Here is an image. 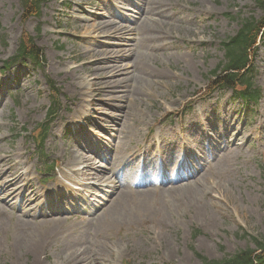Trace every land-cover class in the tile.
Wrapping results in <instances>:
<instances>
[{
    "label": "rangeland",
    "instance_id": "obj_1",
    "mask_svg": "<svg viewBox=\"0 0 264 264\" xmlns=\"http://www.w3.org/2000/svg\"><path fill=\"white\" fill-rule=\"evenodd\" d=\"M258 1L45 0L24 21L20 0H0V158L24 154L20 172H0V264H63L71 252L69 264H201L264 237V96L246 109L231 90H202L224 58L221 41L243 17L263 16ZM25 32L43 49L42 66L2 73ZM254 65L264 94V33ZM48 77L61 101L44 150L58 165L51 179L34 137L52 104ZM105 80L115 90L106 97ZM190 100L186 117L163 122ZM113 147L109 163L124 178L136 177L146 150L151 185H124L100 208L112 187L96 189L103 172L90 167L104 163L93 150ZM176 172L185 177L169 184ZM7 184L16 192L6 200ZM128 192L121 214L99 215Z\"/></svg>",
    "mask_w": 264,
    "mask_h": 264
},
{
    "label": "trees",
    "instance_id": "obj_2",
    "mask_svg": "<svg viewBox=\"0 0 264 264\" xmlns=\"http://www.w3.org/2000/svg\"><path fill=\"white\" fill-rule=\"evenodd\" d=\"M43 1L45 0H22L25 12L24 19L40 15ZM258 3L264 9V1H259ZM263 28L264 15L260 19L250 17L241 21L238 33L229 37L228 41L225 42L226 61L220 63L210 72L212 79L209 83V89H207L208 94L216 88H231L247 102H257L261 98V89L256 84L257 72L253 65V57L256 54L257 40ZM41 56V48L37 46L32 37L24 33L17 54L6 61V66L15 60L25 57H30L37 64H41ZM54 94L56 98L57 93L55 92ZM59 107L60 103L58 101L53 110L56 112ZM46 129L47 126H45L44 131L39 136L40 147H42L46 139ZM252 240L256 244V248L247 247L240 249L236 253L228 254L222 259H210L201 256L202 264H264V237L254 236Z\"/></svg>",
    "mask_w": 264,
    "mask_h": 264
},
{
    "label": "bare ground",
    "instance_id": "obj_3",
    "mask_svg": "<svg viewBox=\"0 0 264 264\" xmlns=\"http://www.w3.org/2000/svg\"><path fill=\"white\" fill-rule=\"evenodd\" d=\"M130 31L129 32H127L126 34H125V41H129V35H130ZM95 54V53H94ZM99 54L100 55H102L103 57H105L108 61H110V62H114V61H116V57L115 56H112V55H107L106 54V52H99ZM121 66L122 65H118V68H119V70L121 69ZM106 82L104 83V86H103V88H102V85H100V92H101V94H102V96H107L108 94H112V93H114L115 92V90L112 88V86L110 85V81H107V80H105ZM24 154L22 153V152H20V150L19 149H16L15 150V152H14V154H13V156H15L16 158H15V160H11V155H5V156H3V157H1L0 158V161L2 162V163H0V172H2L3 171V173H5V172H7L8 171V169H4L3 168V166H5V165H10L9 166V168L10 169H12L14 172H20L21 171V169H22V166H23V163H24V161L22 160V156H23ZM142 156H145V154H143ZM82 162H84L86 165L84 166L85 168H88V166H87V163H86V158H85V156H80V158H79ZM4 169V170H3ZM80 170H82V168H78L77 169V173H79L80 172ZM117 174V171L116 170H114L113 171V175H116ZM13 176L15 175V174H12ZM168 183L169 184H173V183H176L177 181H179L182 177H185L184 175H181L180 177H178V173L176 172V174H172L171 176L169 175V173H168ZM24 177V176H23ZM13 181H18V180H20V177H18V176H15L13 179H12ZM113 181H115L116 182V187H119V186H121L122 184H119L120 182H121V180H118V182L115 180V179H113ZM151 184H145V183H141L140 185H136V188H139V187H148V186H150ZM1 192L4 194V196H5V199L7 200L8 198H10V197H13L14 195H15V190H13L12 189V184H7V185H5L4 187H3V189L1 190ZM123 196H122V200L120 201V202H118V204H116L113 208H111V209H105L103 212H101V213H99V215L100 214H104V213H108L111 217H115L117 214H121L122 213V211H123V209L125 208V206L127 205V202H126V199H127V197L128 196H131L130 194H129V192L128 193H126V194H122ZM97 212V211H96ZM70 217V216H69ZM56 220V222H59L60 221V219L58 218V219H55ZM71 228H73L72 226H68V227H65L63 230H62V232L63 231H65V230H69V229H71ZM59 232H61L60 230H59V228H58V226L56 225V233L58 234ZM198 245V244H197ZM75 253H77V252H71V254L69 255V257L68 258H65V260H64V262H63V264H69V261H70V259L72 258V256L75 254ZM80 264H90V261H86V260H83Z\"/></svg>",
    "mask_w": 264,
    "mask_h": 264
}]
</instances>
